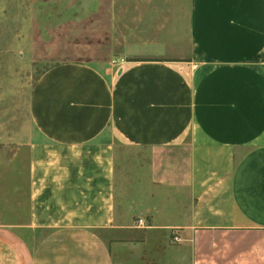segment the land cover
Listing matches in <instances>:
<instances>
[{"label": "crops", "instance_id": "1", "mask_svg": "<svg viewBox=\"0 0 264 264\" xmlns=\"http://www.w3.org/2000/svg\"><path fill=\"white\" fill-rule=\"evenodd\" d=\"M108 13L32 87L0 264H264V0Z\"/></svg>", "mask_w": 264, "mask_h": 264}, {"label": "rangeland", "instance_id": "2", "mask_svg": "<svg viewBox=\"0 0 264 264\" xmlns=\"http://www.w3.org/2000/svg\"><path fill=\"white\" fill-rule=\"evenodd\" d=\"M110 0H0V163L19 155L18 143L32 127L29 96L38 76L69 60L92 61L93 19L109 27ZM11 173L10 167L3 168ZM174 233H167L171 244ZM156 237L153 235V238ZM121 253L120 260L139 255ZM139 261V260H138ZM138 261H134L135 264Z\"/></svg>", "mask_w": 264, "mask_h": 264}, {"label": "built area", "instance_id": "3", "mask_svg": "<svg viewBox=\"0 0 264 264\" xmlns=\"http://www.w3.org/2000/svg\"><path fill=\"white\" fill-rule=\"evenodd\" d=\"M114 62V61H113ZM137 225H143V222H142V220L141 219H138L137 220ZM173 239L175 240V241H178V237L177 236H173Z\"/></svg>", "mask_w": 264, "mask_h": 264}]
</instances>
